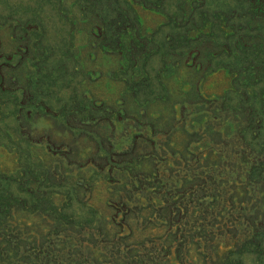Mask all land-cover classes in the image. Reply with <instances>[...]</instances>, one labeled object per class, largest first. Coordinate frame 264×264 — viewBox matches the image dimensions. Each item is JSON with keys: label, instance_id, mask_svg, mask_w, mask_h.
<instances>
[{"label": "rangeland", "instance_id": "1", "mask_svg": "<svg viewBox=\"0 0 264 264\" xmlns=\"http://www.w3.org/2000/svg\"><path fill=\"white\" fill-rule=\"evenodd\" d=\"M0 264H264V0H0Z\"/></svg>", "mask_w": 264, "mask_h": 264}]
</instances>
